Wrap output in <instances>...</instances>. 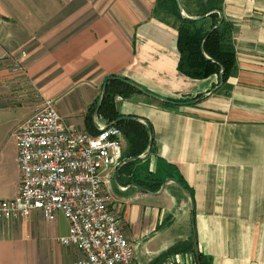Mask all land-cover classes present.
I'll use <instances>...</instances> for the list:
<instances>
[{
	"label": "crops",
	"instance_id": "1",
	"mask_svg": "<svg viewBox=\"0 0 264 264\" xmlns=\"http://www.w3.org/2000/svg\"><path fill=\"white\" fill-rule=\"evenodd\" d=\"M206 1L181 0L192 17ZM221 12L234 25L236 68L219 90L217 74L180 71L178 29L157 0H0V199L19 193L14 132L45 99L88 129L106 78L124 77L160 97L193 101L167 108L142 92L116 99L119 112L153 136L150 154L129 160L121 130L120 167L133 163L105 187L137 263L179 253L197 260L198 250L210 264H264V0H222ZM97 123L108 124L95 113ZM159 179L163 191L137 184ZM68 232L62 212L0 220V264H75L81 249L60 241ZM179 242L187 249L170 252Z\"/></svg>",
	"mask_w": 264,
	"mask_h": 264
},
{
	"label": "built area",
	"instance_id": "2",
	"mask_svg": "<svg viewBox=\"0 0 264 264\" xmlns=\"http://www.w3.org/2000/svg\"><path fill=\"white\" fill-rule=\"evenodd\" d=\"M96 129L93 133L68 123L55 100L45 99L14 132L20 190L0 199V220H28L36 210L54 220L62 212L69 232L60 241L82 251L75 264H138L122 217L109 207L105 194L123 162V134L114 124L97 123ZM163 264L198 262L179 253Z\"/></svg>",
	"mask_w": 264,
	"mask_h": 264
},
{
	"label": "trees",
	"instance_id": "3",
	"mask_svg": "<svg viewBox=\"0 0 264 264\" xmlns=\"http://www.w3.org/2000/svg\"><path fill=\"white\" fill-rule=\"evenodd\" d=\"M221 3L222 0H207L205 4L200 5L199 13L194 16V19L182 14L177 0H157V9L175 14L177 21H179V25L175 22L173 25L178 29L180 71L190 77L202 79L215 74L220 76L224 70L223 86L236 68V47L232 22L223 18L221 24L215 27L221 21L218 12L221 11ZM212 11L213 13H211ZM107 78V92L98 113L107 120L108 124L115 122L114 125L124 130L129 140L127 159L138 157L147 150L151 135L146 134L144 125L138 120L123 118L125 116L119 112L116 106V96L121 95L123 98H129L135 93H141V91L129 83L127 78L119 76ZM221 89L219 88V90ZM202 97L203 94H200L194 100L200 101ZM170 100L173 102H159L167 108H178L180 105L193 103L192 100L188 99L170 98ZM99 102L100 99L89 108L86 115L87 127L93 133L97 131L94 125V115ZM147 129L153 131L152 126H147ZM132 163L133 161L127 162L124 166ZM124 166L120 167V170ZM137 184L147 191H158L163 182L160 179L158 181L138 180ZM183 249H187V246L185 243L179 242L172 247L170 252L175 253ZM196 258L198 264H210L202 253H199Z\"/></svg>",
	"mask_w": 264,
	"mask_h": 264
},
{
	"label": "water",
	"instance_id": "4",
	"mask_svg": "<svg viewBox=\"0 0 264 264\" xmlns=\"http://www.w3.org/2000/svg\"><path fill=\"white\" fill-rule=\"evenodd\" d=\"M177 3H178V6H179V9L181 10L182 14H183L185 17H188V18H190V19H194V17L189 16V15H187V14L185 13L184 6H183L181 0H177ZM218 12H219V14H220L221 21H220L215 27H218V26L221 24L222 19H223L222 12H221V11H218ZM211 13H213V11H212ZM202 17H204V16H202ZM223 74H224V70H222V72L220 73V76H219V84H218V86H217L216 88H219V87L222 86V84H223ZM127 81H128L129 83H131L133 86H135L138 90H140L143 94H145V95H147V96H149V97H151V98H154V99H156V100L163 101V102H173V101H171L170 99L160 97V96H158V95H156V94H154V93H152V92H150V91H148V90H145L144 88H142L141 86H139L138 84H136V83H134V82H132V81H130V80H127ZM107 84H108V78L104 81V83H103V85H102L101 98H100V102H99V104H98V107H97V109H96V113H98V111H99V109H100V106H101V103H102V101H103L104 98H105V95H106V92H107ZM123 118H130V119L138 120V118H137L136 116H130V117L125 116V117H123ZM114 123H115V122H114ZM114 123H112V124H114ZM152 143H153V136L151 135V136H150V142H149L148 151H147V154H146L145 156H147V155L150 154L151 147H152ZM140 158H142V156H138V157L130 158L129 160H131V159H140ZM164 187H165V183L163 184V186H162V188H161V191H163ZM198 254H199V252H198V250H197V257H198Z\"/></svg>",
	"mask_w": 264,
	"mask_h": 264
},
{
	"label": "rangeland",
	"instance_id": "5",
	"mask_svg": "<svg viewBox=\"0 0 264 264\" xmlns=\"http://www.w3.org/2000/svg\"><path fill=\"white\" fill-rule=\"evenodd\" d=\"M169 16H170V19H169V21L171 22V23H173V22H175L177 25H179V21H177L178 19H177V16L174 14H168ZM189 15H193V14H189ZM196 16V15H195ZM171 255V254H170ZM193 255V254H192ZM194 256V255H193ZM194 258V257H193ZM194 261H197V260H195L194 259ZM165 262V261H164Z\"/></svg>",
	"mask_w": 264,
	"mask_h": 264
}]
</instances>
